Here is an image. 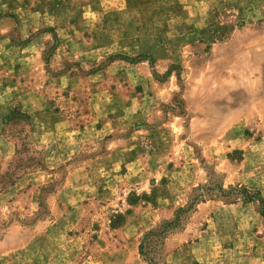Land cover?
<instances>
[{"label": "rangeland", "instance_id": "obj_1", "mask_svg": "<svg viewBox=\"0 0 264 264\" xmlns=\"http://www.w3.org/2000/svg\"><path fill=\"white\" fill-rule=\"evenodd\" d=\"M246 1L55 10L38 70L20 73L35 109L1 119L0 264H148L140 240L180 207L145 238L154 264H264L258 204L219 196L264 205V0L250 20Z\"/></svg>", "mask_w": 264, "mask_h": 264}, {"label": "crops", "instance_id": "obj_2", "mask_svg": "<svg viewBox=\"0 0 264 264\" xmlns=\"http://www.w3.org/2000/svg\"><path fill=\"white\" fill-rule=\"evenodd\" d=\"M70 0H0V163L5 164L12 154L10 142L2 134L1 119L15 106L32 114L39 96L33 94L27 76L38 70L43 47L55 29V10ZM262 0H247L237 6L244 19L250 20L261 7ZM55 6V7H54ZM192 6L183 4V7ZM85 7V6H84ZM88 10L92 7L87 5ZM255 8L253 15L243 11ZM54 27V28H53ZM58 49L55 50L57 52ZM54 52V53H55ZM32 119V118H31ZM1 166V165H0Z\"/></svg>", "mask_w": 264, "mask_h": 264}, {"label": "trees", "instance_id": "obj_3", "mask_svg": "<svg viewBox=\"0 0 264 264\" xmlns=\"http://www.w3.org/2000/svg\"><path fill=\"white\" fill-rule=\"evenodd\" d=\"M12 113V112H11ZM42 165L40 162L35 161L34 163H32L27 169H22L21 173H25L26 170H32V169H37L40 168ZM7 174V172H5L3 175H0V179ZM21 174H19L20 176ZM18 176V177H19ZM15 180H11L9 181V185L13 184ZM5 188L2 187L0 188V192L3 191ZM222 190V189H221ZM199 196L201 195L200 193H198ZM221 198L224 199H238L241 200L243 202H256L259 206V212L260 214L264 217V205H263V199L260 195V192L258 190L255 191H249L247 190L246 187H242L241 189H232L229 191H221V195H219ZM190 203H194V200H191ZM189 203V204H190ZM190 206V205H189ZM188 208V207H187ZM187 208H179L176 211L175 217L172 220L166 221L165 224L162 226L161 231H159V233L155 232V231H150L148 233H146L143 238L140 240L139 245H138V252L141 256H143V259H145L147 261L148 264H154V261L152 259V257H148L147 255H145L144 251H143V247L145 242H147L145 240V238H148L150 236V239L148 240V242H157L159 239L155 238V239H151L152 236H165V234L169 233L170 230H172L175 226H177L178 221H179V216L182 212L186 211ZM161 240V239H160Z\"/></svg>", "mask_w": 264, "mask_h": 264}]
</instances>
